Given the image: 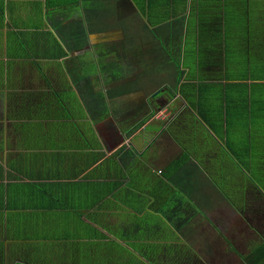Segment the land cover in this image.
Segmentation results:
<instances>
[{
    "label": "crops",
    "instance_id": "obj_1",
    "mask_svg": "<svg viewBox=\"0 0 264 264\" xmlns=\"http://www.w3.org/2000/svg\"><path fill=\"white\" fill-rule=\"evenodd\" d=\"M192 2L0 0V264H101V255L87 253L95 249L112 254L105 264H116L118 251L137 264L203 261L196 245L208 234L199 221L213 222L210 214L228 201L220 182L230 157L204 136L216 146L215 137L227 135L226 118L209 113L208 122L220 124L218 134L206 123L204 134H195L199 113L179 87L196 81L184 79L172 88L178 102L169 122L155 117L151 98L144 103L142 86L107 96L105 118H92L87 109L91 92H115L124 84L106 85L104 77L121 74L129 82L150 70L153 77L173 76L159 46L186 43L192 13L197 21L208 19L197 29H209L211 44L221 38L223 44L264 45V0ZM85 77L93 81L90 90ZM135 115L139 120L126 133L123 124ZM182 127L189 134L184 140ZM110 130L121 135L110 140ZM204 190L208 205L196 208ZM182 192L188 199L179 197ZM218 217L216 230L236 253L228 237L239 234H228V223ZM80 242L87 245L70 246ZM212 242L206 249L218 251Z\"/></svg>",
    "mask_w": 264,
    "mask_h": 264
},
{
    "label": "rangeland",
    "instance_id": "obj_2",
    "mask_svg": "<svg viewBox=\"0 0 264 264\" xmlns=\"http://www.w3.org/2000/svg\"><path fill=\"white\" fill-rule=\"evenodd\" d=\"M202 1L203 0H193L192 5L197 7L198 4L202 5ZM195 18L196 15L192 13V37H189L187 41H185L186 43L177 45L176 53L168 50L171 56L169 53L168 56L166 55V62L169 63L171 68H175L174 75L172 76L170 72H167L168 76L150 77L149 80L144 82L143 87L147 92L142 93L143 100L146 104V99L151 98V107L154 108L155 112H158L155 114L156 116L152 114L153 117L155 116L169 122L167 119L176 114L173 110L175 108L173 103L177 100V97L174 98V91L172 88L177 89L176 83L178 79L196 81L195 84L198 83L199 76L205 79L204 82L206 85H203L201 92H199V108L210 112V115L214 119L226 118L227 125L225 128L227 135L218 134L216 129L220 130V124L215 121L212 126L209 122L205 121L203 117L204 114L202 113L201 115V112H198L195 108V101H190V105L199 113L193 123L195 126L194 132L195 134H204L205 123L208 124L218 134L217 137H215L216 146L213 140L204 136V138L210 141L208 146H211L213 150L214 148H219L223 149L225 152L227 151L231 157L226 158H228L229 162L235 164L234 168L238 170V174L241 173L238 175V179L232 180L230 178L231 171H228V175L224 179V182H220V185L224 188V195L227 197L226 199L228 201L225 200V202H222V211H220V213L216 210L213 214H210L213 222L199 221V229L206 230L207 232L205 233L208 234V237H200L197 245L192 239L191 241L194 247L196 245L199 255L203 258V261L198 262V264H249L254 257V255H249L252 247L256 244H261L260 248L264 246V239H261L256 233H260L259 235L264 238V45H245L247 43L238 45V42H231L227 39H225L226 42L223 44L221 38L216 39V42L219 43L214 42L211 44V40L208 38L210 35L209 29H206V27L197 29V25L201 26L202 23L206 26L208 19L204 15H200V21H197ZM219 32H222V30ZM146 47L150 51H154L157 48V46L153 44L146 45ZM153 57L154 55L151 53V58ZM162 57L165 59V56ZM164 66V61L158 65L160 68ZM149 67L150 66L146 69L149 70ZM154 70L158 71L159 68L157 69L156 67ZM182 70H186L184 74L181 73ZM146 73L151 75L150 72ZM179 74L182 76L178 77ZM176 75L177 77H174ZM223 79H226V82H222L221 80ZM158 84L161 86H159L160 91L165 87L167 88L159 98L157 97L154 99L155 95L153 93ZM184 84L187 83H183L179 87V89L182 88L181 90H183V92L184 89L182 86ZM193 88L191 90H193ZM190 95H195V93H191ZM140 100L142 99L139 98L135 100L138 106L142 103ZM244 101H246V107H243V110L239 111ZM176 102H178V100ZM235 111H239V113L233 114ZM138 112L143 113L139 117L143 118L145 116L143 108L142 110H138ZM136 119H138L136 115L133 119L127 116V123L123 124V127L126 128V133L131 129L130 124L132 120ZM135 123L133 126H135ZM233 125L237 131L232 129ZM184 129V127L179 128L178 133L181 140L187 139V136H189ZM177 130L178 128L176 131ZM119 135H121L119 131L118 133L111 131L110 140L117 138ZM246 150L249 154L246 160H239L240 157H235L234 152L244 153ZM236 163L238 164L236 165ZM229 168L231 167L228 164V169ZM223 171H225L224 174L226 175L225 168ZM165 173H169L168 168ZM187 174V172H183L184 177ZM234 181L235 184L233 183ZM235 185H237L236 188L234 187ZM244 186H246V190ZM256 186H260L261 195L255 189ZM205 194L206 191L204 190L200 200H197L196 208L201 206L206 207L208 205L204 200ZM179 197L188 199L187 194L183 192ZM197 213L204 215V213L199 210ZM206 214H208V212ZM220 215L222 216L223 223H228L227 228L230 229L228 230V234L235 229L239 234L237 239L234 238L235 233L230 234L228 237L231 244L234 242L236 253H231L228 250L227 243L222 240V237L219 236L220 233L216 230L217 228L219 230L221 227L218 225V222L220 223V221H218V216ZM213 223L216 225L213 226ZM225 231L226 230H224V232ZM211 239L215 242V244L212 242L213 246H215L219 252L211 248L206 249L205 244L207 243V245H209ZM85 245L87 244L84 242L74 245L70 244L71 247H81ZM102 245L105 244L99 243L98 247H103ZM115 247H117V245H112L111 248L115 249ZM104 251L105 249H100L98 251L95 249L93 251L94 254L90 252L87 253L92 256L101 255L103 259L111 258L112 254H104ZM207 251L213 252L208 253ZM219 253L220 256H218ZM122 256H124L123 253L118 251L116 264H137L135 259L122 258ZM103 259L101 260V264H105ZM78 263L90 264L91 262L90 260H81ZM259 264H264V260Z\"/></svg>",
    "mask_w": 264,
    "mask_h": 264
},
{
    "label": "trees",
    "instance_id": "obj_3",
    "mask_svg": "<svg viewBox=\"0 0 264 264\" xmlns=\"http://www.w3.org/2000/svg\"><path fill=\"white\" fill-rule=\"evenodd\" d=\"M176 46L177 45H174V44H161L159 46V49L160 50L162 49L166 53V55L168 56V53H169L168 50L174 51L176 53V51H177ZM136 49H137V46H134V50H136ZM134 55L135 56H138V55H140V53L139 52H136V53H134ZM169 55L171 56L170 53H169ZM138 64L140 66V64H142V62L138 61ZM138 68H139L138 66L135 67V70L138 69ZM181 73L184 74L185 71L182 70ZM150 74L151 75H148L146 72H144V75L140 74L139 76L136 77L135 80H131L130 81V79H129V82H127V81L124 82V80H125L126 77L124 75H121V74H119L117 76L115 75V76H111V77H104L103 78V83L106 84V85L108 83H111V82H121V81H123L124 84L121 85V87H119L118 89L114 90L115 92H113V91H107L106 93H104V92H98V91L93 92V93L91 92V94H90L91 95V97H90L91 102L90 103H87V107H88L87 109H88V112L90 113V115L92 116V118H96L98 116H101V119H102V118H105L104 116H107L106 113L109 111L108 105H107V96H109V97L122 96V95H124L126 93L135 91L140 86L143 87L144 86V82H146L147 80H149L150 77L151 78L153 77L152 76L153 73L151 71H150ZM180 76H182V75L180 74ZM81 80L85 82V85L87 87V90H90V88L93 85L92 79L90 77H85V78H82ZM204 80H205L204 78H201L199 76V81H198L197 84H195V83H187V84H184L182 86L183 89H184V92H183V90H181V93L187 99H189L191 102L192 101H195V104H194L196 106L195 108L198 110V112H201V115H202V113L204 114L203 117H204L205 121L208 122V115H209L210 112H207L206 110H202L201 108H199L200 107V96H199V92H201L202 86L203 85H206V83L204 82ZM223 80H226V79H223ZM223 80H221V81L223 82ZM178 83H179V79H178V81L176 83V87L177 88H178ZM89 85L91 87H89ZM158 85H156V86H158ZM160 87H158V89ZM192 88H193V90H191ZM163 93H164V91H162V92L160 91L159 94H157L154 98L158 97L159 95H161ZM191 93H195V95H192L191 96L190 95ZM227 99H228V97H227ZM245 102L246 101H244L243 103H245ZM234 153H235V157H238V158L240 157L239 160L240 159H245L246 160V157L249 156L247 150L244 153H239V152H237V153L234 152ZM227 162H228V164L231 167V168L228 169V171H231L230 178L232 180L238 179L237 177H239L238 175H240L241 172L238 174V170L236 168H234L235 164H233V163H231L229 161H227ZM228 164H227V166H228ZM237 164L238 163H236V165ZM249 255H254L253 260L250 261L249 264H259V263H261L264 260V246H262L260 248L259 246H255L254 245L252 247L251 252H250Z\"/></svg>",
    "mask_w": 264,
    "mask_h": 264
},
{
    "label": "flooded vegetation",
    "instance_id": "obj_4",
    "mask_svg": "<svg viewBox=\"0 0 264 264\" xmlns=\"http://www.w3.org/2000/svg\"><path fill=\"white\" fill-rule=\"evenodd\" d=\"M252 185V184H251ZM253 186V185H252ZM255 189L259 192V194L261 195V188L260 186H256ZM263 197V196H262ZM264 200V198H263ZM252 230V229H251ZM255 232V230H254ZM258 234V236L261 238V239H264L263 236L259 235L260 233L256 232ZM261 244H256L255 246H259L260 247Z\"/></svg>",
    "mask_w": 264,
    "mask_h": 264
},
{
    "label": "water",
    "instance_id": "obj_5",
    "mask_svg": "<svg viewBox=\"0 0 264 264\" xmlns=\"http://www.w3.org/2000/svg\"><path fill=\"white\" fill-rule=\"evenodd\" d=\"M157 94H159V91L155 92L154 95L156 96Z\"/></svg>",
    "mask_w": 264,
    "mask_h": 264
}]
</instances>
